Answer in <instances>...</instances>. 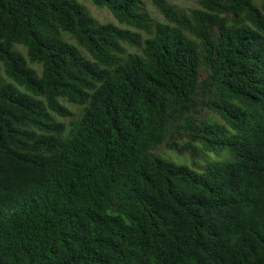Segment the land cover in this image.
<instances>
[{
	"label": "trees",
	"instance_id": "obj_1",
	"mask_svg": "<svg viewBox=\"0 0 264 264\" xmlns=\"http://www.w3.org/2000/svg\"><path fill=\"white\" fill-rule=\"evenodd\" d=\"M90 1L0 0V264H264V0Z\"/></svg>",
	"mask_w": 264,
	"mask_h": 264
},
{
	"label": "rangeland",
	"instance_id": "obj_2",
	"mask_svg": "<svg viewBox=\"0 0 264 264\" xmlns=\"http://www.w3.org/2000/svg\"><path fill=\"white\" fill-rule=\"evenodd\" d=\"M83 1L85 4H87V6L89 7V9L91 10V12L93 13V15L95 17H97L101 22L104 23H117V20L114 18V16L108 11V9L106 7H98L96 5H94L90 0H81ZM145 2V5L150 13V15L156 19V20H160L163 21V17L162 15L158 12V10L154 7V5L152 4V0H143ZM170 3L175 4L178 8H188L191 6L196 5L197 0H168ZM169 156L173 158V160L176 163H188L189 159L188 157H183V156H179L177 154H175L174 152H169ZM212 159L217 158V156L215 154L211 155Z\"/></svg>",
	"mask_w": 264,
	"mask_h": 264
}]
</instances>
